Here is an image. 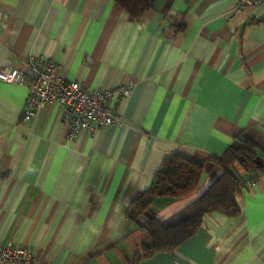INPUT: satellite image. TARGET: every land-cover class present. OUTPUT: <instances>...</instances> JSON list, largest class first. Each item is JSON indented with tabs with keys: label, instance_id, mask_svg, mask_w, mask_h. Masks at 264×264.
I'll return each mask as SVG.
<instances>
[{
	"label": "crops",
	"instance_id": "crops-1",
	"mask_svg": "<svg viewBox=\"0 0 264 264\" xmlns=\"http://www.w3.org/2000/svg\"><path fill=\"white\" fill-rule=\"evenodd\" d=\"M234 2L155 0L135 20L114 0H0V66L42 55L83 86L132 83L119 121L67 143L61 105L23 120L28 87L0 81L1 243L28 246L35 264H132L149 216L185 203L160 198L129 216L166 156L202 163V190L218 170L209 158L242 133L261 171L245 173L238 215L207 213L137 264H264V0Z\"/></svg>",
	"mask_w": 264,
	"mask_h": 264
},
{
	"label": "trees",
	"instance_id": "trees-1",
	"mask_svg": "<svg viewBox=\"0 0 264 264\" xmlns=\"http://www.w3.org/2000/svg\"><path fill=\"white\" fill-rule=\"evenodd\" d=\"M135 20L151 10L155 0H114ZM238 147H227L218 157H210L218 166L216 173L208 178L204 189L199 190L202 163L178 153L168 154L156 170L150 186L136 194L131 201L129 216L150 211L160 198L182 199V209L169 218L151 215L144 224L148 242L132 256V264L155 252L172 251L200 227L205 214L219 212L236 216L240 212L236 194L245 181V173L255 178L261 167L255 164L256 147L242 133L236 137ZM244 171L241 174L237 169Z\"/></svg>",
	"mask_w": 264,
	"mask_h": 264
},
{
	"label": "built area",
	"instance_id": "built-area-1",
	"mask_svg": "<svg viewBox=\"0 0 264 264\" xmlns=\"http://www.w3.org/2000/svg\"><path fill=\"white\" fill-rule=\"evenodd\" d=\"M262 0H235L239 7L255 6ZM61 66L42 55H30L18 64L0 66V81L26 85L28 94L21 118L31 119L40 108L58 103L62 106V121L66 127L65 142L72 143L82 129L92 134L101 125L120 120L115 111L117 101L130 94L132 83L98 89L83 86L77 80H68L61 74ZM252 180L242 186H250ZM0 264H35L26 245L0 242Z\"/></svg>",
	"mask_w": 264,
	"mask_h": 264
}]
</instances>
